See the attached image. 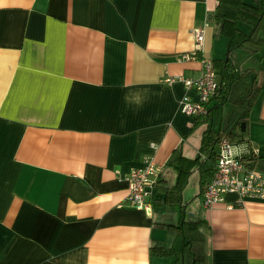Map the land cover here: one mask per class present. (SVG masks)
<instances>
[{"label": "crops", "instance_id": "0c3cea01", "mask_svg": "<svg viewBox=\"0 0 264 264\" xmlns=\"http://www.w3.org/2000/svg\"><path fill=\"white\" fill-rule=\"evenodd\" d=\"M217 2L0 0V264H165L153 247L181 246L178 207L126 200L124 176L147 155L205 219L210 264H264V198L205 207L199 171L167 164L177 148L196 157L208 126L180 101L202 58H224ZM255 56L244 137L264 156V48Z\"/></svg>", "mask_w": 264, "mask_h": 264}, {"label": "trees", "instance_id": "16d2710c", "mask_svg": "<svg viewBox=\"0 0 264 264\" xmlns=\"http://www.w3.org/2000/svg\"><path fill=\"white\" fill-rule=\"evenodd\" d=\"M214 20L222 23L229 50L242 49L255 55L264 48V0H218ZM213 63L219 88L210 100L208 112L197 116V124L208 122L199 153L190 158L177 148L171 152L167 161V164L176 165L180 172L188 175L198 170L201 192L216 170L217 147L221 139L246 140V129L242 131L239 127L245 121L247 128L250 111L262 91L258 80L260 69L248 67L241 70L235 66L229 53L224 58H214ZM227 103L239 109L233 110L228 124L224 126L223 114ZM246 157L251 167L264 171V156L250 152ZM183 190L184 185L178 181L170 184L161 176L157 180L152 206L155 209L178 207L180 218L174 228L181 237V246L153 247V251L157 255H177L180 264H210L206 258V235L201 228L205 219L187 215Z\"/></svg>", "mask_w": 264, "mask_h": 264}, {"label": "built area", "instance_id": "2783aa9c", "mask_svg": "<svg viewBox=\"0 0 264 264\" xmlns=\"http://www.w3.org/2000/svg\"><path fill=\"white\" fill-rule=\"evenodd\" d=\"M201 45L204 40L203 29L195 31ZM195 53H184V58H194ZM203 69L197 77H185L187 91L180 101L183 112L191 115H203L208 112L212 96L219 88L217 72L210 58H202ZM176 77L167 78L168 81ZM194 89L197 96L190 94ZM255 152L247 141L223 138L217 147L216 170L202 192V204L210 207L224 199L226 193H236L243 197L264 198V171L251 167L247 155ZM162 167L153 156H145L140 166L133 167L124 176L128 184L127 203L131 207L153 209L152 198Z\"/></svg>", "mask_w": 264, "mask_h": 264}, {"label": "rangeland", "instance_id": "374dc122", "mask_svg": "<svg viewBox=\"0 0 264 264\" xmlns=\"http://www.w3.org/2000/svg\"><path fill=\"white\" fill-rule=\"evenodd\" d=\"M217 25H218V28L220 29V32H221L222 27H223L222 23L218 22ZM221 35H223V34H218V36L223 37ZM219 39L220 38L218 37V39L216 41H218ZM224 50L225 51H224L223 57H226L227 54L229 53V56L232 58L235 66L239 67L241 70H244L248 67L255 68V69H257L259 67V60H258L259 58H257L258 56H255L254 54H249L242 49L229 50L228 44H227V47L224 48ZM237 108L238 107L236 105L231 104V103H227L225 105L224 114H223V125L224 126H226L228 124L230 117L233 114V110H235ZM241 126L239 127L240 130H241ZM165 257H167V259H168L165 262V264H172L174 261H175L174 262L175 264L181 263L180 259H177L178 258L177 255H165Z\"/></svg>", "mask_w": 264, "mask_h": 264}, {"label": "water", "instance_id": "95a60500", "mask_svg": "<svg viewBox=\"0 0 264 264\" xmlns=\"http://www.w3.org/2000/svg\"><path fill=\"white\" fill-rule=\"evenodd\" d=\"M241 125H242V126H241V130H242V131H245V129H246V122L243 121Z\"/></svg>", "mask_w": 264, "mask_h": 264}]
</instances>
